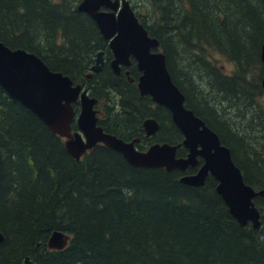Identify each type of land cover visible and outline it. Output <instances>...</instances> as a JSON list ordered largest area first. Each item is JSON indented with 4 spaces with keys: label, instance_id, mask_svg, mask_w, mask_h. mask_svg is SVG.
<instances>
[{
    "label": "trees",
    "instance_id": "16d2710c",
    "mask_svg": "<svg viewBox=\"0 0 264 264\" xmlns=\"http://www.w3.org/2000/svg\"><path fill=\"white\" fill-rule=\"evenodd\" d=\"M129 1L159 42L184 106L230 150L244 183L264 192V0ZM80 2L0 0V43L84 85L101 106L104 132L124 141L141 138L143 150L180 144L169 111L151 110V99L140 96L135 83L109 67L86 77L96 54L110 52L93 20L77 11ZM216 56L232 65L230 73ZM181 64L204 71L199 80L217 93V107L195 90ZM138 75L133 66L130 77ZM221 105L235 122L215 110ZM149 117L159 130L143 140ZM185 155L178 149V157ZM189 173L134 168L102 145L76 161L61 138L0 87V264H23L27 256L32 264H264V196L253 200L260 227H242L216 193V181L208 177L197 188L180 183ZM53 232L69 238L64 249H47Z\"/></svg>",
    "mask_w": 264,
    "mask_h": 264
},
{
    "label": "water",
    "instance_id": "95a60500",
    "mask_svg": "<svg viewBox=\"0 0 264 264\" xmlns=\"http://www.w3.org/2000/svg\"><path fill=\"white\" fill-rule=\"evenodd\" d=\"M79 13L86 14L95 23L100 35L108 41L112 53L111 68L119 75L120 66L128 67L130 58L140 72L137 90L140 96L167 109L174 126L183 136L180 144L155 143L144 151L138 150L139 139L124 141L105 133L98 126L96 99L88 96L87 90L73 85L69 77L55 73L34 54L21 49L11 50L0 43V87L14 101L28 109L54 135L64 140L68 154L79 161L97 145H103L122 155L134 168L179 170L198 169L195 174L180 178V183L189 187H203L208 177L217 185L216 193L227 206L230 215L244 227L251 224L260 227V215L254 198L264 196L244 183L240 169L234 164L230 150L222 145L218 135L184 106V96L174 85L166 68L165 56L159 51V42L150 37L139 23L128 0H81ZM156 50L152 52L151 50ZM103 53L96 55L90 68L97 73L101 69ZM263 68L261 87L264 92V43L260 48ZM128 76V72H126ZM74 104L79 105L76 118L78 131L72 132L75 119ZM146 137L159 130L155 119L143 122ZM184 148L185 157L177 151ZM201 161V164H200ZM3 237L0 235V243ZM69 238L61 232H53L47 240L50 251H59L68 244ZM23 264H32L27 256Z\"/></svg>",
    "mask_w": 264,
    "mask_h": 264
},
{
    "label": "flooded vegetation",
    "instance_id": "af4514ba",
    "mask_svg": "<svg viewBox=\"0 0 264 264\" xmlns=\"http://www.w3.org/2000/svg\"><path fill=\"white\" fill-rule=\"evenodd\" d=\"M119 1H121V0H119ZM128 2H130L129 0H128ZM102 37V36H101ZM104 40V39H103ZM104 41H106V40H104ZM107 42V48H108V41H106ZM108 50H109V48H108ZM152 52H155L156 50H154V49H152L151 50ZM100 52H102L103 53V56H102V64H101V69H100V71L104 68V67H109L110 68V70H111V72L114 74V72L112 71V68H111V62H112V60H113V56H112V53H111V51L109 50V52H110V57H108L107 56V54H104V52L103 51H100ZM99 53V52H98ZM97 53V54H98ZM96 54V55H97ZM95 60H96V56H95V59H94V62H93V64L90 66V68L95 64ZM133 66H135L136 67V62L134 61V59H132V58H130V65L128 66V67H124V66H120V73H119V75H116V74H114L115 76H121V75H123L124 77H126V79H127V81L128 82H130V83H135L136 84V86H137V81H138V78H139V76L141 75L140 74V72L138 71V69H137V67H136V70L138 71V73H139V75L137 76V78H131L130 77V71H131V69L133 68ZM90 68H89V71H90ZM99 71V72H100ZM99 72H97V73H99ZM126 72H128V76L126 75ZM56 73V72H55ZM92 74H96V73H94V72H91L90 71V73L89 74H87L86 75V77L89 79V78H91V76H92ZM74 86H76V85H79V86H81L83 89H85V90H87V93H88V96L90 97V98H93V97H91L90 96V93H89V90L84 86V85H82V84H73ZM94 99H96V98H94ZM96 101H97V99H96ZM185 101V100H184ZM152 106H151V110H154L156 107L155 106H157L155 103H153L152 102ZM95 111H96V116H97V119H98V126H100L99 125V121H100V118L102 117V110H101V106H100V104L98 103V101H97V103H96V105H95ZM74 112H75V119H74V122L72 123V125H71V129H72V126L75 124L76 125V118H77V116H78V114H79V105L78 104H74ZM147 119H154V118H152V117H149V118H146V119H144L143 120V122L145 121V120H147ZM171 119V118H170ZM143 122H142V127H143ZM172 122V121H171ZM101 127V126H100ZM102 128V127H101ZM74 131H78V129H77V125H76V128H74V129H72V132H74ZM104 131V130H103ZM143 131H144V129H143ZM158 132V131H157ZM106 133V132H105ZM109 134V133H108ZM157 134V133H156ZM155 134V135H156ZM155 135H153V136H149V137H146V134H145V131H144V137H143V140H149V139H151L152 137H154ZM118 138V137H117ZM134 139H139V143L138 144H140L141 142H142V139L141 138H134ZM134 139H132V140H134ZM132 140H130V141H132ZM127 142H129V141H127ZM154 144V143H153ZM147 147H149V146H147ZM146 147V148H147ZM138 150H142V151H144L143 149H140L139 147H138V145H137V147H136ZM145 149V148H144ZM186 153H187V151H186ZM186 156V155H185ZM184 156V157H185ZM200 164H201V161H200ZM197 169H198V166L196 167V168H188L186 171H188V170H193V173H189V175H192V174H195L196 173V171H197ZM185 171V172H186Z\"/></svg>",
    "mask_w": 264,
    "mask_h": 264
},
{
    "label": "rangeland",
    "instance_id": "374dc122",
    "mask_svg": "<svg viewBox=\"0 0 264 264\" xmlns=\"http://www.w3.org/2000/svg\"><path fill=\"white\" fill-rule=\"evenodd\" d=\"M175 41V42H174ZM173 42L175 44V47L177 49L179 58H183L184 59V55H183V51L179 45L178 39L176 36H173ZM216 63L218 66H221L222 69L226 72V73H230L233 69L232 65L228 62H226V60H224L223 58L216 56ZM180 64V62H179ZM181 69L183 70V72L185 74H187L188 78L190 79L192 85L194 86L195 90L199 93H201L202 95H204V97H206L205 99L208 101L209 99H212V103L210 104L211 108L213 107H217L218 106V98L219 96L217 95V93L213 92L212 94H209L205 88L202 86L201 82H200V78L202 77V75H204V71H202L201 68L195 66L192 69H184V65L181 64ZM211 92V91H210ZM217 105V106H216ZM221 111L218 109H215L219 112L220 115H226L227 114V118L228 120H230L231 122H235L236 119H234V116L232 114L231 111L229 110H225V108L223 107V105H221L220 107Z\"/></svg>",
    "mask_w": 264,
    "mask_h": 264
},
{
    "label": "bare ground",
    "instance_id": "6f19581e",
    "mask_svg": "<svg viewBox=\"0 0 264 264\" xmlns=\"http://www.w3.org/2000/svg\"><path fill=\"white\" fill-rule=\"evenodd\" d=\"M1 235V234H0Z\"/></svg>",
    "mask_w": 264,
    "mask_h": 264
}]
</instances>
